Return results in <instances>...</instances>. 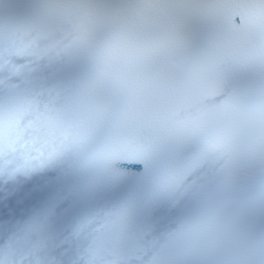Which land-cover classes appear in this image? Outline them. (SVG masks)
<instances>
[{"label": "snow or ice", "instance_id": "1", "mask_svg": "<svg viewBox=\"0 0 264 264\" xmlns=\"http://www.w3.org/2000/svg\"><path fill=\"white\" fill-rule=\"evenodd\" d=\"M0 264H264V0H0Z\"/></svg>", "mask_w": 264, "mask_h": 264}]
</instances>
